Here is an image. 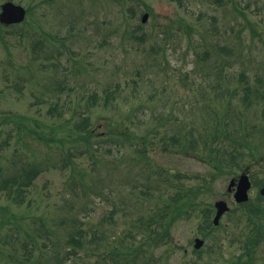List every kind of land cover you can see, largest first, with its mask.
<instances>
[{"label":"rangeland","instance_id":"374dc122","mask_svg":"<svg viewBox=\"0 0 264 264\" xmlns=\"http://www.w3.org/2000/svg\"><path fill=\"white\" fill-rule=\"evenodd\" d=\"M11 1L28 13L0 25V177L35 163L41 172L21 191L16 183L21 203L0 190V264H113L103 259L110 248L139 246L137 219L179 187L197 190L196 212L172 225L168 244H141L135 264H246L247 255L261 264L264 241L247 244L257 217L264 223V206L251 213L264 181V102L245 96L247 86L264 89V0ZM83 117L93 142L108 141L93 154L67 132ZM241 122L250 134L237 143ZM125 125L124 137L111 134ZM143 146L151 163L136 151ZM246 169L254 189L241 204L228 185ZM170 174L175 187L165 185ZM220 199L230 210L209 228ZM71 232L83 248L67 247ZM197 236L205 244L196 251Z\"/></svg>","mask_w":264,"mask_h":264},{"label":"trees","instance_id":"16d2710c","mask_svg":"<svg viewBox=\"0 0 264 264\" xmlns=\"http://www.w3.org/2000/svg\"><path fill=\"white\" fill-rule=\"evenodd\" d=\"M259 81L260 78H259ZM264 84V83H263ZM264 87V86H263ZM62 89H64V85L63 87H61ZM60 88V89H61ZM259 88V87H258ZM57 90V89H55ZM252 94H254V96L257 98L254 99L252 101ZM246 99L248 98V103L253 104L255 103L256 105H259L262 101L264 102V89H252L250 88V86H247L246 88ZM261 97H263V100L261 99ZM56 107L52 106L51 107V111L55 110ZM264 112V110H263ZM15 118V117H14ZM28 119L26 116H17L14 120L16 122H18V124L23 127H26V122L25 120ZM30 119V118H29ZM224 120V119H223ZM69 120H67L65 122V124L68 123ZM229 120L225 121L224 123L227 125ZM82 124L83 127L80 126L79 122L76 121V123L74 124L75 129H68V135H70V132H72L73 134V138L72 140L73 143H78L81 142L82 144L85 145L86 147V151L88 153H92L94 150H98L100 149L103 144L107 143V140L104 141H96L93 142L92 140L94 139V132L90 127V118L89 117H83L82 119ZM38 125H40V123H38ZM221 126V125H220ZM220 126L216 128V131L219 132H223L222 129H220ZM257 126V125H256ZM31 127H29L30 129ZM249 129L246 125L243 124V122H241V125L238 126V128H236L235 130H233V134L232 135H236L234 136L233 140L236 141L237 143L243 139H248V135L250 133H248ZM31 132L37 134V130H33V128H31ZM128 133V128L125 126H123V129L121 131H112L111 134H113L114 136H119V137H124V135H126ZM71 134V135H72ZM38 135V134H37ZM129 135V134H128ZM227 135H230L229 130L227 131ZM40 136V135H39ZM42 137V136H41ZM98 137V136H97ZM135 136H131L129 135V138H133ZM49 139V136L45 137L44 139L46 140ZM52 138V137H51ZM217 136H212L211 139L207 138L204 142V144L207 146V150L211 152V155L213 153V151L215 153H218L219 150L216 148H212L211 146V142L209 143V141H214L216 140ZM67 137L65 135L59 137V141L60 142H66ZM145 139V138H144ZM54 140V139H53ZM66 140V141H65ZM116 145L118 147V149L121 148V140L120 139H116ZM194 143H196V140H192ZM190 142L189 144L192 145L193 142ZM63 143V144H64ZM193 146V145H192ZM137 153L140 152L142 154V157L144 159H146V161H148V163H151V161L149 160V155H148V150L146 149L145 146L141 147L140 149H136ZM64 154H65V164L66 165H72L73 166V171L76 170V168H78V166L74 163L73 160V153L70 150L69 152H66V150H64ZM40 165L38 163L35 164H29V166L23 165L21 167L20 172L17 175H9L8 177H0V190L6 193L7 198H9L11 200V203H15L16 201L21 203L23 201H25L26 198H20V199H16L15 193H14V189L16 188V183L19 182V187L21 191L22 189H24L23 187L29 186L33 180L39 175V173L41 172V169L39 167ZM150 166V164H149ZM83 170V171H81ZM79 171L81 173H83V175L85 174V168L82 167V169H79ZM2 171L0 170V175H1ZM171 174L170 176L166 177V181H165V185H167V183H169L171 180ZM16 180V181H15ZM171 187H175L174 184H170ZM169 185H167L166 187H170ZM196 189L194 188H181L179 187L177 189V191L170 193V196L167 195V193H162L159 194L158 197L156 198V205H157V209L154 213V215H152L149 219H146V217L144 216H140L137 221L139 223V232L141 234L144 235V240H140L141 244H146L147 245V241L149 239H153V241H155L156 245L158 244H168L169 243V236H170V229L172 227V225L174 223H176V221H178L181 218H184L186 216L191 215L192 213L196 212L197 209V203L196 199L194 197V194H196ZM150 200V199H149ZM9 207L4 209V214L8 215V217H13V213L11 212V210L9 211ZM210 213V209L207 208V210H204V212ZM257 211V207L254 206L253 212ZM208 218L210 219V215L208 216ZM207 226L209 228L212 227L211 222H209L207 220ZM213 228V227H212ZM106 236V234H105ZM82 235H79L78 233H70L68 235L67 238V247L68 248H83L84 245L83 243H85L84 240H82ZM251 237V241L248 242V246H253L256 245V238ZM34 245H36L35 240H33ZM31 244L32 242H29L25 245ZM141 244H139V246H137L134 243H125L122 245V249L119 250V248H110V252H107L106 255L103 257L104 261H108L111 262L113 261V264H135L137 261V257L141 254L145 255V251L143 249V247ZM145 248V247H144ZM143 251V252H142ZM117 255V257H116ZM128 256V258H127ZM146 256V255H145ZM136 257V259H135ZM135 259V260H134ZM150 260L148 261V264ZM146 264V263H144ZM232 264H238L237 261H233ZM246 264H251L246 263Z\"/></svg>","mask_w":264,"mask_h":264},{"label":"water","instance_id":"95a60500","mask_svg":"<svg viewBox=\"0 0 264 264\" xmlns=\"http://www.w3.org/2000/svg\"><path fill=\"white\" fill-rule=\"evenodd\" d=\"M26 8L20 4H16L12 1H7L2 5V11L0 12V21L5 25H10L12 23L21 22L26 17ZM148 13L143 16V21H146ZM233 183V181H232ZM231 183V184H232ZM251 183L248 175L243 174L239 180L238 189L235 193V198L237 201H246L249 198L248 189ZM262 194L264 195V188L262 189ZM216 215L213 219L214 224H219L221 216L228 211L230 208L226 201L219 200L215 204ZM204 244V240L201 238L195 239V247L200 248Z\"/></svg>","mask_w":264,"mask_h":264},{"label":"flooded vegetation","instance_id":"af4514ba","mask_svg":"<svg viewBox=\"0 0 264 264\" xmlns=\"http://www.w3.org/2000/svg\"><path fill=\"white\" fill-rule=\"evenodd\" d=\"M243 174L244 173H247L249 175V178H250V181H251V187L249 189V194L252 193V190L254 189V181L251 179V174L249 172V169H246L242 172ZM241 173V174H242ZM240 177V176H239ZM239 177H233L232 179L234 180L233 182V185L231 186V188H228V191L230 192V194H232L231 196L233 197V199H235L234 195H235V191L236 189L238 188V184H239ZM231 179V180H232ZM264 188V181L263 183L258 187V197H257V201H258V204L256 207H257V211L255 213L254 212H251L253 214H257L258 216H262L263 214L261 213V207L259 208V206H264V195L262 194V189ZM251 195V194H250ZM242 204V203H241ZM254 209V208H253ZM264 210V209H263ZM252 211V209H251ZM263 220H261V218L257 217V221H256V224H254V228H253V233H255V238H256V244H261V242L264 241V223L262 222ZM257 250V248H254V250ZM253 250V251H254ZM264 251V248H261V250L259 251L258 250V254H262L263 255V252ZM258 256V255H257ZM256 255L252 257L250 255H247L246 257L250 260L248 262H252L251 264H255L256 263V258H257V262H259V259ZM253 258V259H252ZM239 263V260L237 261ZM261 264H264V255H263V259L260 261Z\"/></svg>","mask_w":264,"mask_h":264}]
</instances>
